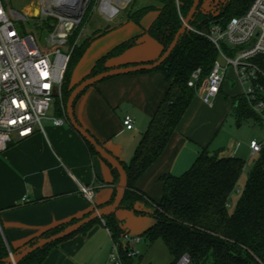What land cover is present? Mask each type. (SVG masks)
<instances>
[{
  "label": "crops",
  "instance_id": "0c3cea01",
  "mask_svg": "<svg viewBox=\"0 0 264 264\" xmlns=\"http://www.w3.org/2000/svg\"><path fill=\"white\" fill-rule=\"evenodd\" d=\"M112 8L102 7L104 12L113 14L117 8ZM135 48L139 49L128 53ZM162 53L163 45L144 31L135 45L109 58L106 66L151 63ZM168 86L161 70L110 77L88 87L77 99L73 111L77 121L107 150L129 163ZM221 93L213 104L204 102L199 94L193 99L164 152L136 183L147 196L161 200L164 194L161 178L186 172L204 147L223 156L235 155L232 147L210 148L227 110L221 105ZM241 93L232 95L233 109ZM126 115L133 117V129L124 125ZM52 116L64 117L57 112ZM118 184L109 163L91 152L86 139L67 117L62 125L46 118L43 129L0 153V242L22 247L51 227L84 218L97 205L109 202ZM81 185L93 188L92 200L81 192ZM116 216L130 234L135 223L140 236L155 224L153 217L136 215L124 208L117 209ZM112 247L108 228L103 222H96L86 233L79 232L52 247L43 264H106Z\"/></svg>",
  "mask_w": 264,
  "mask_h": 264
},
{
  "label": "trees",
  "instance_id": "16d2710c",
  "mask_svg": "<svg viewBox=\"0 0 264 264\" xmlns=\"http://www.w3.org/2000/svg\"><path fill=\"white\" fill-rule=\"evenodd\" d=\"M150 1L128 15L130 20L141 24L146 14L151 11L157 12L156 18L146 28V32L163 45L164 53L182 27L194 0H180V12L176 0ZM251 2L252 0H231L226 12L229 16L242 13ZM93 5L94 3L91 7ZM87 15L69 37L72 50L64 78L70 76L92 41L89 39L82 45L77 43ZM212 19L213 17H208L198 10L169 58L154 69L165 74L169 86L148 129L143 133L132 160L129 163L120 161L128 174L126 193L120 208L155 219V224L146 229L141 236L151 242L162 240L174 257L173 264L185 254H188L196 264H264V146L249 171L246 184L233 211L229 209V199L245 169L246 161L238 156L220 155L206 147L186 172L178 176L168 174L161 178L164 186L161 200H153L136 185L139 178L164 152L173 132L197 96V88L188 84L192 73L197 68L202 69L200 84L214 67L219 51L207 37ZM138 38L139 35H136L100 57L87 77L110 69L106 66V61L135 45ZM78 84L70 87L64 79L63 102L66 108L68 99ZM83 92L76 98L74 106ZM56 109L58 114L64 115L59 101L56 103ZM234 110L239 119L249 117L257 119L243 96L235 99ZM86 142L91 152L99 154L87 140ZM109 165L120 181L117 169L110 163ZM115 196L116 193L109 202L97 205V208L112 203ZM80 219L82 218H73L51 227L24 245H33L40 238L49 237ZM96 222H103L110 230L113 240L122 244L121 234L125 230L116 216V210H113L106 212L102 218L84 225L73 234L26 254L18 260V264H43L52 247L79 232L86 233ZM20 248L8 245L2 240L0 242L2 264H13L12 261L5 259ZM125 262L138 264L135 258L126 257Z\"/></svg>",
  "mask_w": 264,
  "mask_h": 264
},
{
  "label": "built area",
  "instance_id": "2783aa9c",
  "mask_svg": "<svg viewBox=\"0 0 264 264\" xmlns=\"http://www.w3.org/2000/svg\"><path fill=\"white\" fill-rule=\"evenodd\" d=\"M230 1H201L198 10L213 17L207 37L218 49V57L225 59V65L221 66L217 58L213 69L200 84L202 69L197 68L188 84L197 88V94L204 102L213 104L221 93L227 69L232 65L243 85L241 95L264 126V0H252L242 13L232 16L226 12ZM103 2L101 0L100 13H105L107 17L104 18L107 19L115 17L127 4L114 1L112 4L117 11L111 14L103 11ZM92 3L95 5L97 0H33L32 6L25 12H18L8 6V0H0V153L14 142L43 129L44 118H51L54 124L62 125L67 117L63 84L71 51L64 53L58 49L53 52L55 57L52 58L51 53L39 45L33 33L17 28L12 16L48 21V42L64 45L69 43V37L81 25ZM176 3L180 12V0ZM64 5H72L79 11L78 14L62 9ZM58 101L62 103L64 117L49 114ZM123 123L128 129L135 126L131 115H126ZM263 146L264 139H252L250 142L252 153H260ZM81 192L89 200L93 199L91 186L81 185ZM121 239L122 244L113 240L106 264H126V257L135 258L140 254L132 245L141 240L140 235L135 237L124 231ZM12 259L16 264L15 258ZM190 262L191 257L185 254L176 264Z\"/></svg>",
  "mask_w": 264,
  "mask_h": 264
},
{
  "label": "rangeland",
  "instance_id": "374dc122",
  "mask_svg": "<svg viewBox=\"0 0 264 264\" xmlns=\"http://www.w3.org/2000/svg\"><path fill=\"white\" fill-rule=\"evenodd\" d=\"M33 0H8V6L18 12H25L29 6H32ZM150 0H129L127 4L120 8V11L112 19H107L105 13H100L101 0H97V3L93 5L87 15V20L82 26L78 35L77 43L79 45L84 44L87 40L91 39L93 44L85 51L84 58L77 64L76 68L72 71L69 77L64 78L68 82V86L72 87L78 84L83 76L87 72H91V69L95 65L96 61L112 50L118 44L131 39L132 37L141 34L146 31V28L154 21L157 12L151 11L146 14L142 19V24H137L133 20H130L129 13H133L141 7L149 4ZM104 7H115L110 1L104 0ZM102 6V7H103ZM113 9V8H112ZM103 14V15H101ZM12 16V15H11ZM13 20L19 30L25 33H33L39 45L46 51L51 53V57L54 58L53 52L60 49L64 53L70 52L72 45L68 44H53L48 42L50 32L48 31V21H41L37 18H18L13 17ZM99 35V36H98ZM95 38V39H92ZM91 41V43H92ZM143 41V39H140ZM139 41V42H140ZM90 43V44H91ZM141 43V42H140ZM155 43H158L155 41ZM139 48L130 50L128 53L132 54ZM111 63H108L110 65ZM65 77V76H64ZM234 84V85H233ZM243 91V85L239 81L232 65L228 67L226 72V78L223 83V91L220 99L223 108H226L223 119L220 122L218 133L211 144V149L225 147H232L235 155L243 158L246 161L245 169L243 170L235 190L232 192L229 199V209L233 211L236 207L237 201L241 195L246 184L249 171L258 159L259 153H252L250 149V142L252 139L259 141L264 139V126L254 117L239 119L235 113V110L230 107V101L232 95L241 93ZM59 106L62 109V103L59 101ZM56 103L52 106L49 114L52 116L56 113ZM44 118L42 123H44ZM133 236L138 235V224L131 225ZM126 243V239H124ZM140 251V254L135 257V261L138 264H173L174 257L170 253L169 249L162 240H156L151 242L145 237H141L139 242L132 244ZM189 264H196L191 260Z\"/></svg>",
  "mask_w": 264,
  "mask_h": 264
},
{
  "label": "water",
  "instance_id": "95a60500",
  "mask_svg": "<svg viewBox=\"0 0 264 264\" xmlns=\"http://www.w3.org/2000/svg\"><path fill=\"white\" fill-rule=\"evenodd\" d=\"M202 0H194L193 5L191 6L189 13L187 17L184 19L182 27L179 29V31L176 33L174 40L169 45L167 50L155 61L151 63H143V64H136V65H128V66H120V67H114L110 68L108 70L102 71L96 75L90 76L82 80L72 91L68 102H67V118L68 121L75 127L77 131L96 149V151L103 157L106 161H108L117 171L120 175V181L116 189V196L112 203L105 205L102 208L95 209L90 215L78 220L75 223H72L71 225L67 226L65 229L49 236V237H43L40 238L35 244L30 245L26 244L22 246L18 251L12 252L10 256L5 259V261H12V258H15L16 264H18V260L23 258L26 254L32 253L39 248H42L46 245H49L53 242H56L58 240H61L77 230H79L84 225L90 223L91 221L102 218L103 215L108 211L117 210L121 206V202L124 199L125 193H126V186L128 182V174L123 166V164L120 162V160L113 155L107 148H105L96 138L93 136L85 127H83L76 119L73 106L76 98L79 96L80 93H82L84 90H86L88 87L95 85L105 79H108L110 77L123 75V74H129V73H136L142 70H154L161 66L171 55L173 50L176 48L181 36L184 34L186 29L188 28L191 20L193 19L194 15L198 11V8L200 6ZM62 9L70 12V14L77 15L78 10L74 8L72 5H64L61 7ZM218 62L221 64V66L225 65V59L222 56L218 57ZM13 263V262H12ZM0 264L2 262L0 261ZM14 264V263H13Z\"/></svg>",
  "mask_w": 264,
  "mask_h": 264
},
{
  "label": "bare ground",
  "instance_id": "6f19581e",
  "mask_svg": "<svg viewBox=\"0 0 264 264\" xmlns=\"http://www.w3.org/2000/svg\"><path fill=\"white\" fill-rule=\"evenodd\" d=\"M111 3H113L114 1H116L117 3H121L122 5H125L129 0H108Z\"/></svg>",
  "mask_w": 264,
  "mask_h": 264
}]
</instances>
